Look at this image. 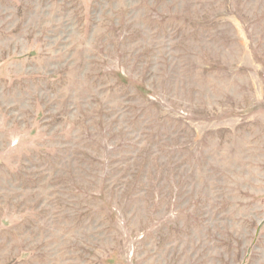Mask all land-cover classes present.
<instances>
[{
  "label": "rangeland",
  "instance_id": "rangeland-1",
  "mask_svg": "<svg viewBox=\"0 0 264 264\" xmlns=\"http://www.w3.org/2000/svg\"><path fill=\"white\" fill-rule=\"evenodd\" d=\"M0 264H264V0H0Z\"/></svg>",
  "mask_w": 264,
  "mask_h": 264
}]
</instances>
